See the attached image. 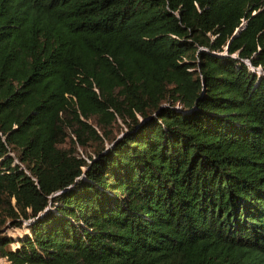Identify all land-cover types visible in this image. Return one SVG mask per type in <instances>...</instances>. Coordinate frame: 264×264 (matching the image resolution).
<instances>
[{"label":"trees","instance_id":"1","mask_svg":"<svg viewBox=\"0 0 264 264\" xmlns=\"http://www.w3.org/2000/svg\"><path fill=\"white\" fill-rule=\"evenodd\" d=\"M4 203L2 264H264V0H0Z\"/></svg>","mask_w":264,"mask_h":264},{"label":"rangeland","instance_id":"2","mask_svg":"<svg viewBox=\"0 0 264 264\" xmlns=\"http://www.w3.org/2000/svg\"><path fill=\"white\" fill-rule=\"evenodd\" d=\"M257 73V72H256ZM257 75H259L257 73ZM176 107V105H175ZM88 124L93 128V130L101 137V133L99 132L98 128L95 125V121H88ZM108 137L107 140L102 139V146L109 147L110 141L112 139H115L120 136V134L124 131V127L121 125L119 121H116V123L111 127V129H108ZM71 136L69 132L65 131V137L63 142L58 145V147L65 149V150H71L74 147L75 154L79 156L80 158L86 160V156H90L93 158L94 151L99 149L100 144L97 143H87L85 148L82 150L81 148L77 146H72L70 143ZM12 159L13 162L11 164V167L13 165H19L16 157V153L12 152L8 154ZM88 162V161H87ZM13 205V201H10V206ZM53 210V208H51ZM8 208L6 204L4 203L2 207L0 208V237L6 236L11 238L13 241L17 240L18 238H22L23 236L28 235L26 225L28 224V221H23L22 219H13L7 216ZM15 245H11L10 248H14ZM3 261L0 260V264H2Z\"/></svg>","mask_w":264,"mask_h":264},{"label":"water","instance_id":"3","mask_svg":"<svg viewBox=\"0 0 264 264\" xmlns=\"http://www.w3.org/2000/svg\"><path fill=\"white\" fill-rule=\"evenodd\" d=\"M236 32H237V31H236ZM236 32H235V34H236ZM235 34H234V35H235ZM260 71H261V70H260V69H258V70H257V73L259 74V73H260Z\"/></svg>","mask_w":264,"mask_h":264}]
</instances>
